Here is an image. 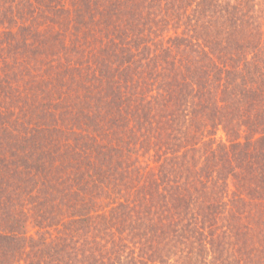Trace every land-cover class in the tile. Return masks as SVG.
<instances>
[{
    "label": "trees",
    "instance_id": "trees-1",
    "mask_svg": "<svg viewBox=\"0 0 264 264\" xmlns=\"http://www.w3.org/2000/svg\"><path fill=\"white\" fill-rule=\"evenodd\" d=\"M0 264H264V0H0Z\"/></svg>",
    "mask_w": 264,
    "mask_h": 264
},
{
    "label": "rangeland",
    "instance_id": "rangeland-1",
    "mask_svg": "<svg viewBox=\"0 0 264 264\" xmlns=\"http://www.w3.org/2000/svg\"><path fill=\"white\" fill-rule=\"evenodd\" d=\"M219 137H222V133H220Z\"/></svg>",
    "mask_w": 264,
    "mask_h": 264
}]
</instances>
